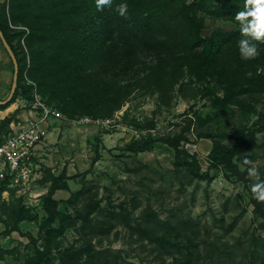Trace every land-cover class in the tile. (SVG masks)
Returning a JSON list of instances; mask_svg holds the SVG:
<instances>
[{
    "label": "rangeland",
    "instance_id": "374dc122",
    "mask_svg": "<svg viewBox=\"0 0 264 264\" xmlns=\"http://www.w3.org/2000/svg\"><path fill=\"white\" fill-rule=\"evenodd\" d=\"M10 3L0 0V7L8 11ZM7 16L10 32L25 31L13 43L18 50L27 49L28 25ZM206 21L205 32L217 26L235 27L229 20ZM0 47L8 53L1 38ZM10 60L6 98L14 69ZM175 61L178 81L167 89L147 77L157 62L155 56L142 58L135 71L120 76L94 71L97 92L102 91L106 99L115 97L113 105L120 103V107L108 112L112 104L105 102L88 115L103 121L82 123L80 118L86 114L63 111L62 117L43 124L35 147L36 175L31 188L11 187L3 192L6 200L12 195L21 198L38 218L23 220L11 231L9 219L0 222V264H26L35 247H44L43 196L52 177L67 185L54 192L60 210L73 215L81 211L90 220L76 216L74 224L55 233L54 256L65 246L90 240L102 252L99 258L84 256L82 264H172L187 256L192 259L190 264H260L255 249L257 241H264V202L253 196L252 185L257 180L247 169L254 168L264 181V61L213 69L204 79L198 78L193 64L189 66V58ZM22 81L35 85L26 71ZM18 99L23 108H32L26 98ZM151 123L155 127L149 130ZM239 129L255 131L249 149L231 161H213L209 157L213 144L238 146L235 133ZM149 131L158 138L185 135L181 149L195 156L199 174L187 163L177 166L176 151L164 140L137 153L125 148ZM245 159L251 164H244ZM171 211L194 219L197 227L158 231V236L170 241L167 250L151 242L138 223L155 214L166 219Z\"/></svg>",
    "mask_w": 264,
    "mask_h": 264
},
{
    "label": "trees",
    "instance_id": "16d2710c",
    "mask_svg": "<svg viewBox=\"0 0 264 264\" xmlns=\"http://www.w3.org/2000/svg\"><path fill=\"white\" fill-rule=\"evenodd\" d=\"M120 3L128 5L127 18L121 17L115 10ZM243 9L244 0H113L112 7L105 8L103 12L96 10L95 0H11L8 11L0 7V29L16 55L18 83L12 98L0 103V109L6 108L20 96L31 102L32 92L36 88L48 104L62 113L89 115L93 109L105 106V102H111L108 112H112L120 107V103L113 105L115 97L106 99L102 91L97 92L93 72L120 76L135 71L139 61L150 56H155L157 62L147 77L162 89L178 81L175 71L179 67L176 68L175 59L189 58L192 62L189 66L193 64L199 79H204L207 72L213 69L256 65L264 61V43L258 44L260 55L251 61L241 60L237 47L242 37L235 14ZM7 15L13 22L21 21L28 25L25 36L27 49L18 50L13 43L14 38L25 31L10 32L12 29ZM207 18L229 20L235 27L227 29L217 26L205 32ZM25 71L35 85L22 81ZM17 112L16 109L0 120V133L11 130L10 123L17 120ZM154 127L155 124L151 123L148 129ZM254 132L239 129L235 133L238 146L227 147L215 142L209 157L213 161L224 162L241 156L251 146ZM200 136L210 135L202 133ZM184 137L158 138L149 131L147 135L131 140L125 148L137 153L151 150L157 140H164L176 151L175 164L187 163L198 175L197 159L181 149ZM51 179L50 189L43 196L46 213L42 217L46 236L44 247H35V253L29 255L25 263L56 264L55 260H58L57 264H82L84 256L99 258L102 251L96 250L90 240H85L79 246H65L54 256L55 233L63 232L66 226L74 224L76 216L81 215L86 222L90 220L81 211L73 215L60 210L54 192L67 185L58 177ZM8 183L5 180L0 184V222L9 219L11 231L23 220L37 219L38 215L33 214L21 198L16 199L13 195L9 200L3 198V192L11 188ZM138 224L149 235L151 242L167 250L170 241L158 236V231L185 226L195 230L194 227H197L194 219H187L175 211H171L166 219L156 214L146 216ZM128 226L131 227L130 223ZM257 242L259 244L254 249L260 264H264V241ZM191 260L187 256L180 263L175 261L172 264H190Z\"/></svg>",
    "mask_w": 264,
    "mask_h": 264
},
{
    "label": "built area",
    "instance_id": "2783aa9c",
    "mask_svg": "<svg viewBox=\"0 0 264 264\" xmlns=\"http://www.w3.org/2000/svg\"><path fill=\"white\" fill-rule=\"evenodd\" d=\"M32 95L33 100L30 103L36 114L30 116L18 129L0 133V184L8 180L9 187H21L25 190L31 188L36 175L35 147L41 138L43 124L50 118L63 116L58 108L41 97L36 88ZM103 120L88 115L80 118L82 123Z\"/></svg>",
    "mask_w": 264,
    "mask_h": 264
},
{
    "label": "clouds",
    "instance_id": "9594fccd",
    "mask_svg": "<svg viewBox=\"0 0 264 264\" xmlns=\"http://www.w3.org/2000/svg\"><path fill=\"white\" fill-rule=\"evenodd\" d=\"M112 5L113 0H95L98 12H103L105 8H111ZM115 10L121 17L127 18L128 5L126 3L118 4ZM235 21L239 24L242 37L237 42L241 60H255L260 55L258 44L264 43V0H244V9L236 12ZM243 163L251 164L247 159ZM247 171L257 180V183L252 185L253 196L258 201L264 202V181L259 180L254 168L249 167Z\"/></svg>",
    "mask_w": 264,
    "mask_h": 264
},
{
    "label": "crops",
    "instance_id": "0c3cea01",
    "mask_svg": "<svg viewBox=\"0 0 264 264\" xmlns=\"http://www.w3.org/2000/svg\"><path fill=\"white\" fill-rule=\"evenodd\" d=\"M10 58L11 56L6 53V51L3 52L0 47V99H6L4 95L6 94L9 86V79L11 78L10 72L12 70ZM23 105L24 103H22V100L18 99L6 108L0 109V120L7 115H11L18 107L21 106V109H19V111L16 113L17 120H14L10 123L11 129H18L21 124H23L30 116H34L36 114V110L32 109L31 107L27 109L23 108Z\"/></svg>",
    "mask_w": 264,
    "mask_h": 264
},
{
    "label": "water",
    "instance_id": "95a60500",
    "mask_svg": "<svg viewBox=\"0 0 264 264\" xmlns=\"http://www.w3.org/2000/svg\"><path fill=\"white\" fill-rule=\"evenodd\" d=\"M0 38L3 42V45L7 49L9 55L11 56L13 63H14L13 79H12V83H11V89H10L9 96L6 99H0V103H6L12 98V96L15 92V89L17 87V83H18V61H17L16 55H15L13 49L11 48L10 44L8 43L6 37L4 36V33L1 29H0Z\"/></svg>",
    "mask_w": 264,
    "mask_h": 264
}]
</instances>
